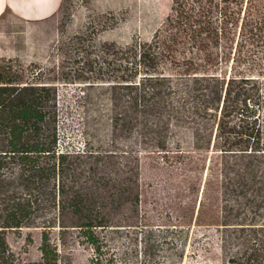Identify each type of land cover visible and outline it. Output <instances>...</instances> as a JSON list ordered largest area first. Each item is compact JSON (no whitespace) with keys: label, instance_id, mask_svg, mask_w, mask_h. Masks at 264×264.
<instances>
[{"label":"trees","instance_id":"1","mask_svg":"<svg viewBox=\"0 0 264 264\" xmlns=\"http://www.w3.org/2000/svg\"><path fill=\"white\" fill-rule=\"evenodd\" d=\"M56 50L53 67L0 56V264H62L52 230L97 249L101 229L123 225L106 214L128 203L129 219L138 209L141 153L209 151L221 157L223 264H264V118L253 74H264V0H172L148 39L80 32ZM57 82L73 86L82 108L83 148L58 145ZM204 208L197 220L212 224ZM22 226L40 227L39 260L9 248L5 232Z\"/></svg>","mask_w":264,"mask_h":264},{"label":"rangeland","instance_id":"2","mask_svg":"<svg viewBox=\"0 0 264 264\" xmlns=\"http://www.w3.org/2000/svg\"><path fill=\"white\" fill-rule=\"evenodd\" d=\"M171 1L62 0L55 14L31 20L5 12L0 16V56L53 67L62 58L57 45L80 32L93 34L97 41L119 44L128 43L133 36L148 39L169 12ZM112 20L118 22L101 27L102 22ZM253 74L258 78V113L264 118V74ZM56 87L62 110L58 119L62 138L58 145L83 148V114L74 103L73 86L57 82ZM94 126L98 138L106 136L104 119ZM117 140L120 145L130 142ZM220 160L215 151L191 153L183 158L170 155L168 159L156 152L141 153L137 211L127 219L131 213L125 203L121 210L106 214L117 224L133 225L101 229L97 249L71 231L57 234L52 230L50 238L62 252V264H223L225 254L220 250V233L214 223L223 218ZM211 163L213 169L209 170L207 165ZM201 201L205 204L202 215L212 224L197 220ZM227 213L226 217L236 218ZM40 231L38 226L12 228L5 232V239L20 260H39Z\"/></svg>","mask_w":264,"mask_h":264},{"label":"crops","instance_id":"3","mask_svg":"<svg viewBox=\"0 0 264 264\" xmlns=\"http://www.w3.org/2000/svg\"><path fill=\"white\" fill-rule=\"evenodd\" d=\"M62 0H0V16L10 12L24 19H41L55 14Z\"/></svg>","mask_w":264,"mask_h":264}]
</instances>
